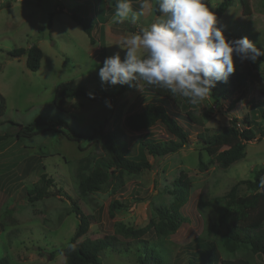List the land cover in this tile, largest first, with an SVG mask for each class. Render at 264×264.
Masks as SVG:
<instances>
[{
	"label": "rangeland",
	"instance_id": "obj_1",
	"mask_svg": "<svg viewBox=\"0 0 264 264\" xmlns=\"http://www.w3.org/2000/svg\"><path fill=\"white\" fill-rule=\"evenodd\" d=\"M221 1L205 0L213 12ZM260 3L261 0H249L251 12L244 17L239 3L234 2L217 20V27L232 40L237 27L247 25L263 39L264 47V6ZM115 4L116 0H0V98L5 102L0 135L14 134L18 130L15 124L36 123L34 129L38 132L30 139L0 142V260L5 258L8 264H64L60 251L67 247L77 219L63 196L28 203L27 192L43 173L54 183L50 192L61 189L88 217V232L81 240L113 236L117 224L132 230L145 228L150 222L157 224L156 210L169 207L172 182L184 174L190 181V192L181 212L188 222L162 243L153 232L142 241L162 248L165 264H187L189 259L196 264H264L262 256L252 254L246 247L224 258L212 249L214 236L202 239L206 229L213 226L214 214L226 194L233 187L240 197L249 194L243 182L264 168V139H259L257 132L264 100V62L241 63L233 57L236 70L226 83L233 94L220 110L212 104L211 97L192 105L179 96L182 107L171 105L169 111L188 131L185 148L161 159L147 156L151 168L125 177L118 191L109 184L82 198L75 194L69 167L87 155L102 154L105 133L119 130L134 156L140 151L139 141L171 140L159 124L141 133H132L125 126L128 115L141 112L150 102L144 83L118 95L121 85L102 84L99 79V68L106 57L120 51L123 59L125 52L119 46L131 34L128 28L138 32L157 16L155 0H139L132 3L133 12L137 13L135 22L130 17L122 24H114ZM75 7L79 16L93 25V45L71 21L68 12ZM32 45L42 53L40 68L33 73L25 68L24 56L13 59L7 55ZM66 82L79 84L88 94L97 93L99 97L95 101L72 99L70 104L78 108L63 114L54 108L53 97L56 86ZM106 100L111 108L106 106ZM233 100L235 104L229 108ZM186 112L192 114L193 123L187 121ZM244 118L249 122L246 129L255 133L254 139L246 143L244 158L223 170L200 150L197 137L210 136L230 126L232 120L240 122ZM58 119L70 126V140L57 132L62 131L60 127L48 124L49 120ZM237 128L240 129L239 124ZM113 201L124 207L110 214ZM116 237L122 245L116 252H103L100 264H138L143 257L141 244Z\"/></svg>",
	"mask_w": 264,
	"mask_h": 264
},
{
	"label": "trees",
	"instance_id": "obj_2",
	"mask_svg": "<svg viewBox=\"0 0 264 264\" xmlns=\"http://www.w3.org/2000/svg\"><path fill=\"white\" fill-rule=\"evenodd\" d=\"M139 0H132V3ZM238 2L244 17L250 15L249 0H222L217 4L214 14L217 20L220 19L225 11L234 3ZM260 6H264V0H261ZM71 21L79 26L86 35L89 43L94 44L92 37L93 25L79 16L78 7L68 12ZM154 14L158 15L155 12ZM48 28L51 26V17L49 15ZM130 33H134V28H128ZM247 37L260 50L264 51L262 45L263 39L258 34L249 29L247 25L238 26L237 32H234L232 38L239 39ZM10 58L19 59L25 57V68L29 72H36L40 68L42 53L36 45L28 49H14L7 54ZM257 61L264 62V57H259ZM145 84V83H144ZM134 87L127 85L121 86L118 95L135 90ZM144 92L149 98L141 112L128 115L125 118V126L132 133H141L157 124L161 125L171 140L168 141H139L140 151L137 155H132L127 148L126 142L122 139L119 130L107 132L102 136V154L87 155L77 160L73 166L69 167L70 179L74 192L82 198L88 194L99 192L104 186L112 184L116 191L123 187V180L127 176L139 175L151 168L147 161V156L153 159H161L166 156L177 153L186 147L188 143V131H186L178 120L169 111V107H182L179 95H173L168 90L158 87L144 85ZM232 91L227 89L226 83H217L212 89L211 101L218 109L224 101L232 95ZM93 98L85 91L84 87L73 82L61 83L56 86L53 106L63 113L70 114L78 108V105H71L70 101L76 98L97 100L98 94H93ZM104 97V96H103ZM235 100L229 103L232 108ZM260 113V122L257 124L259 139H264V100L262 101ZM5 102L0 98V118L4 116ZM187 121L193 123L192 114L186 112ZM36 123L25 126L13 125L18 128L14 134L0 135V142L9 138H15L18 141L30 139L36 133L34 127ZM48 124L52 128L60 127L62 131H57L69 140L68 133L71 132L70 126L62 120H49ZM240 125V129L237 125ZM249 124L244 118L243 121L232 120L230 126L213 133L210 136L198 135L197 141L200 150L211 157L213 161L225 170L240 162L245 156V146L247 142L254 139L255 133L252 129H246ZM198 166L201 169L203 163L200 154L198 155ZM243 184L249 189V194L244 196L237 195V188L233 187L223 198L216 214H214V224L211 229H206L202 239H208L214 236L212 249L216 250L224 258L237 252L240 248H248L254 255H260L264 258V168H259L252 173L251 179L244 181ZM54 188L53 181L44 173L40 175L39 180L32 184L30 191L27 192L28 203L38 202L54 196H63L72 206L71 213L77 219L76 229L68 241L67 247L61 249L60 253L64 257V264H100V256L107 250L116 252L122 245L116 236L125 240L139 242L142 247L143 257L138 260V264H165V256L162 248L157 249L155 245H147L142 238L149 232H153L154 237L162 243L175 232L184 223L188 222L187 217L181 212L188 201L190 192V181L186 175L181 174L172 182L171 203L166 209L156 210L159 222L154 224L150 222L145 228L132 230L121 224L115 226L113 236H105L95 240H81L88 232L89 219L83 214L75 200L67 196L61 189H55L50 192L49 188ZM123 203L113 201L109 206V213L113 214L117 208H123ZM212 230V231H211ZM226 262V263H225ZM0 264H8L5 258L0 260ZM187 264H196L194 259H189ZM222 264H231L222 261Z\"/></svg>",
	"mask_w": 264,
	"mask_h": 264
},
{
	"label": "clouds",
	"instance_id": "obj_3",
	"mask_svg": "<svg viewBox=\"0 0 264 264\" xmlns=\"http://www.w3.org/2000/svg\"><path fill=\"white\" fill-rule=\"evenodd\" d=\"M155 12L153 23L118 45L123 59L120 51L104 59L98 72L102 84L140 88L145 83L197 105L211 97L218 82H228L236 70L234 56L241 63L264 57L247 37L227 39L205 0H155ZM130 17L136 21L132 0H116L112 22L122 24ZM105 104L111 108L109 101Z\"/></svg>",
	"mask_w": 264,
	"mask_h": 264
}]
</instances>
